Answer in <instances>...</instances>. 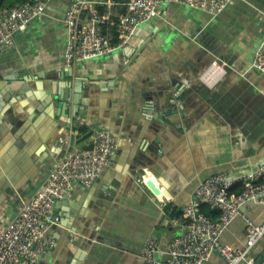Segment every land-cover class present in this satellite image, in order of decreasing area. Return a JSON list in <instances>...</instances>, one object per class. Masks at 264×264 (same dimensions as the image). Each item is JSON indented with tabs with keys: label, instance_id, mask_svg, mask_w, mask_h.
I'll use <instances>...</instances> for the list:
<instances>
[{
	"label": "crops",
	"instance_id": "obj_1",
	"mask_svg": "<svg viewBox=\"0 0 264 264\" xmlns=\"http://www.w3.org/2000/svg\"><path fill=\"white\" fill-rule=\"evenodd\" d=\"M70 2L50 0L0 50V232L55 162L108 128L116 151L93 185L57 202L55 246L38 264H147L149 236L165 259L201 181L264 163V73L252 67L264 0H232L219 15L163 4L113 53L67 65ZM215 60L226 69L210 85L201 75ZM243 211L264 222V203ZM246 234L238 217L222 241L242 248ZM263 254L264 236L250 256ZM224 263L213 253L206 264Z\"/></svg>",
	"mask_w": 264,
	"mask_h": 264
},
{
	"label": "built area",
	"instance_id": "obj_2",
	"mask_svg": "<svg viewBox=\"0 0 264 264\" xmlns=\"http://www.w3.org/2000/svg\"><path fill=\"white\" fill-rule=\"evenodd\" d=\"M50 0H27L0 11V50L13 47L15 33L27 28L42 14ZM232 0H71L64 22L69 31L66 64L113 53L128 43L138 26L159 14L163 4H181L219 15ZM122 6L123 12H115ZM264 23V12H262ZM252 67L264 73V37L252 58ZM226 69L215 60L201 75L208 84L215 83ZM118 147V138L108 129L99 128L94 143L68 153L43 175L37 191L0 232V264H38L55 246L46 231L61 223L56 212L58 201L65 199L75 186L90 187L106 168ZM145 178H142L144 182ZM242 185L238 192L230 189ZM264 203V163L251 176L230 178L221 172L196 187L193 201L184 208L186 229L168 244L165 259L156 257L159 243L149 236L141 256L147 264H206L213 253L224 264H252L251 251L264 236V222L256 223L243 211L250 203ZM218 211L213 218L200 210L201 205ZM238 217L246 222V243L235 248L222 241L228 226Z\"/></svg>",
	"mask_w": 264,
	"mask_h": 264
},
{
	"label": "trees",
	"instance_id": "obj_3",
	"mask_svg": "<svg viewBox=\"0 0 264 264\" xmlns=\"http://www.w3.org/2000/svg\"><path fill=\"white\" fill-rule=\"evenodd\" d=\"M27 0H0V11L2 9H7L13 7L18 2H23ZM242 188V185L239 186H233L230 190L232 192H238ZM200 210L205 212L206 214L210 215L211 217L215 218L218 216V211L210 209L208 205H201Z\"/></svg>",
	"mask_w": 264,
	"mask_h": 264
},
{
	"label": "water",
	"instance_id": "obj_4",
	"mask_svg": "<svg viewBox=\"0 0 264 264\" xmlns=\"http://www.w3.org/2000/svg\"><path fill=\"white\" fill-rule=\"evenodd\" d=\"M80 86H81V84H80ZM252 264H264V254L261 257H256Z\"/></svg>",
	"mask_w": 264,
	"mask_h": 264
}]
</instances>
